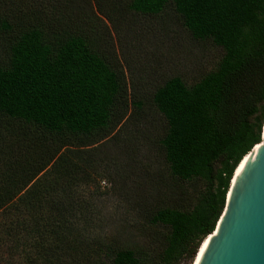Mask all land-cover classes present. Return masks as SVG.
<instances>
[{
	"label": "trees",
	"instance_id": "trees-1",
	"mask_svg": "<svg viewBox=\"0 0 264 264\" xmlns=\"http://www.w3.org/2000/svg\"><path fill=\"white\" fill-rule=\"evenodd\" d=\"M126 2L147 16L171 7L193 39L222 51L200 80L172 77L152 99L166 125L160 144L171 176L202 189L191 207L150 217L166 230L152 257L94 236L92 206L79 195L81 183L91 182L79 149L117 128L124 82L80 29L24 27L0 16V264L194 263L234 172L261 143L264 0Z\"/></svg>",
	"mask_w": 264,
	"mask_h": 264
},
{
	"label": "rangeland",
	"instance_id": "rangeland-1",
	"mask_svg": "<svg viewBox=\"0 0 264 264\" xmlns=\"http://www.w3.org/2000/svg\"><path fill=\"white\" fill-rule=\"evenodd\" d=\"M1 3L0 16L20 26L51 24L68 33L80 29L91 48L121 75L126 93L116 114H123L122 120L109 136L96 134L85 139L90 146L79 149L78 159L91 175L88 185L79 186V195L92 206L94 236L152 257L166 230L150 224V217L161 208L191 207L202 189L201 183L171 176L160 144L166 125L153 95L172 77L194 84L216 68L222 51L210 41L193 39L171 7L147 16L129 11L126 0Z\"/></svg>",
	"mask_w": 264,
	"mask_h": 264
},
{
	"label": "water",
	"instance_id": "water-1",
	"mask_svg": "<svg viewBox=\"0 0 264 264\" xmlns=\"http://www.w3.org/2000/svg\"><path fill=\"white\" fill-rule=\"evenodd\" d=\"M234 175L198 264H264V126L261 143L244 159L232 183Z\"/></svg>",
	"mask_w": 264,
	"mask_h": 264
},
{
	"label": "bare ground",
	"instance_id": "bare-ground-1",
	"mask_svg": "<svg viewBox=\"0 0 264 264\" xmlns=\"http://www.w3.org/2000/svg\"><path fill=\"white\" fill-rule=\"evenodd\" d=\"M263 130V129H262ZM257 147V145L252 149V151L253 150H255V148ZM251 151V152H252ZM250 152V153H251ZM249 153V154H250ZM248 154V155H249ZM247 155V156H248ZM246 156V157H247ZM245 157V158H246ZM244 158V159H245ZM244 159L242 160V162L240 163V165L238 166V168L236 169V171H235V175H234V178H233V180H232V183H233V181H234V179H235V177H236V175H237V173H238V171H239V169H240V167H241V165H242V163H243V161H244ZM231 183V184H232ZM229 194V193H228ZM214 233V232H213ZM213 234H211V235H209L204 241H203V243L201 244V247L199 248V250H198V253H197V255H196V257H195V261H194V263L193 264H198V262H199V260H200V258H201V256H202V254H203V252H204V250H205V248H206V246H207V244H208V242H209V240H210V238H211V236H212Z\"/></svg>",
	"mask_w": 264,
	"mask_h": 264
}]
</instances>
